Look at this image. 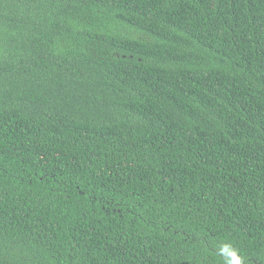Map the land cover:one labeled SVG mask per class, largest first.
<instances>
[{
  "label": "trees",
  "instance_id": "1",
  "mask_svg": "<svg viewBox=\"0 0 264 264\" xmlns=\"http://www.w3.org/2000/svg\"><path fill=\"white\" fill-rule=\"evenodd\" d=\"M264 264V0H0V264Z\"/></svg>",
  "mask_w": 264,
  "mask_h": 264
},
{
  "label": "clouds",
  "instance_id": "2",
  "mask_svg": "<svg viewBox=\"0 0 264 264\" xmlns=\"http://www.w3.org/2000/svg\"><path fill=\"white\" fill-rule=\"evenodd\" d=\"M227 255L231 257V260L226 261V264H241V258L236 254L234 250L229 251Z\"/></svg>",
  "mask_w": 264,
  "mask_h": 264
}]
</instances>
